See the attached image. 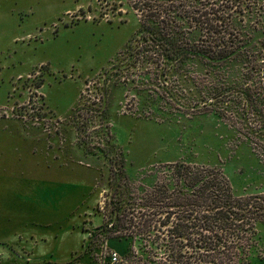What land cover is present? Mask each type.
Listing matches in <instances>:
<instances>
[{
    "label": "rangeland",
    "instance_id": "obj_1",
    "mask_svg": "<svg viewBox=\"0 0 264 264\" xmlns=\"http://www.w3.org/2000/svg\"><path fill=\"white\" fill-rule=\"evenodd\" d=\"M104 3L0 0V264H29L27 254L44 252L52 257L49 260L65 263L72 248V264H118L127 254L128 242H106L102 236L89 243V234L84 243L78 233L76 248V235L71 245L57 242L67 227L92 232L101 223L95 209L104 212L111 195L106 161L101 154H86L81 145L69 149L71 133L77 143L86 144L88 135L90 145L120 156L127 178L122 176L120 186L126 182L133 203H140L142 191L170 179L164 166L175 163L221 173L233 197L264 193V148L244 140L222 121L187 112L159 120L146 117L134 84L127 83L136 77L129 75L108 98L100 94L106 86L103 74L139 28L125 2L119 6L110 0L108 7ZM220 72L227 81L235 74L226 68ZM202 75L203 68L188 71L195 81ZM103 97L108 117L103 125L108 126L111 149L101 137L103 125L98 128L96 120L86 124L78 116L86 114L82 102L100 105ZM66 111L70 118L73 113L76 128L57 121ZM36 133L44 137L39 144L31 140ZM61 149L69 152L64 156ZM215 175L219 177L209 178ZM255 229L263 260L252 264H264V227ZM229 252L235 253L234 248Z\"/></svg>",
    "mask_w": 264,
    "mask_h": 264
},
{
    "label": "trees",
    "instance_id": "obj_2",
    "mask_svg": "<svg viewBox=\"0 0 264 264\" xmlns=\"http://www.w3.org/2000/svg\"><path fill=\"white\" fill-rule=\"evenodd\" d=\"M117 1L119 6L125 2L135 13L139 28L103 74L106 86L100 88V94L108 98L126 75L136 77L126 81L134 84L146 117L165 119L175 112L213 116L262 150L264 0ZM108 3L105 0L104 7ZM196 67L203 68L197 81L188 77V71L194 72ZM223 68L235 73L234 78H222ZM106 98L100 105L82 102L86 114L78 116L86 124L96 120L100 128L108 119ZM106 127L104 124L98 131L111 149ZM90 138L86 135L89 141L79 143L86 154H104L90 145ZM109 153L104 157L112 166L111 195L100 212L102 226L88 233L89 243L99 236L102 241L129 243L118 264H252L255 259L263 260L258 255L259 231L255 228L264 227V193L233 197L221 173L175 163L164 166L172 174L170 179L142 191L145 195L140 203H133L126 182L121 184L125 188L120 186L122 176L127 179L124 164L120 156ZM210 174L219 177L211 179ZM132 247L134 251H130ZM230 247L235 253L229 252ZM38 264L56 263L44 259Z\"/></svg>",
    "mask_w": 264,
    "mask_h": 264
},
{
    "label": "crops",
    "instance_id": "obj_3",
    "mask_svg": "<svg viewBox=\"0 0 264 264\" xmlns=\"http://www.w3.org/2000/svg\"><path fill=\"white\" fill-rule=\"evenodd\" d=\"M69 116H70V114L68 113V111H66L65 115L63 117H58L57 120L65 122L66 128H70V130H71V126L68 125V123H67V120H68ZM33 130L36 131L35 128ZM34 136H35V139L31 138L33 143H38L39 144L44 139V137L40 133H36ZM69 136L70 137H69V139L67 141V144L70 147L69 149H71V150L72 149H77V145L75 144V141H74L75 140L74 139V135L71 133V135H69ZM59 152H60V154H63L65 156V154L67 152H69V150L68 149L67 150L63 149L62 151H59ZM71 156H73V153H71ZM77 228L80 229V227H78V226H76V228L74 226H71V227H67V228H64L63 230H61L60 232H62V234H61V237L59 238V240L57 242L62 241L64 244L71 245L73 237L76 235V237H74L75 240H76V243H75V246H73L74 248H76L77 247V234L80 233L82 235V238H84V243H85L86 239L89 236V233L84 231L83 229H81L78 232ZM70 248H71V246H70ZM72 251H73V248L68 251L69 256H68V260H66L67 262H65V263L54 262V261H52V262L56 263V264H69L70 261L72 260V256L74 255L72 253ZM26 256H27L26 258H27L29 264L42 263V262H44V259H51L52 260V257H46V253L45 252L43 254H40V255L39 254H36V255L27 254Z\"/></svg>",
    "mask_w": 264,
    "mask_h": 264
},
{
    "label": "flooded vegetation",
    "instance_id": "obj_4",
    "mask_svg": "<svg viewBox=\"0 0 264 264\" xmlns=\"http://www.w3.org/2000/svg\"><path fill=\"white\" fill-rule=\"evenodd\" d=\"M73 112V111H72ZM72 115H73V113L71 114V118H70V116H69V118H68V120H67V123H68V125H71V129H72V127L74 126L75 128H76V124H75V122H74V118L72 117ZM70 119H71V123L69 122L70 121ZM58 122H60V124H62L63 122L62 121H59V120H57ZM65 123V122H64ZM70 123V124H69ZM75 132H76V130H75ZM77 134V133H76ZM73 135H74V133H73ZM74 141H75V144L77 145V147H78V145H79V143H77V136L76 135H74ZM104 154H105V152H104ZM104 154H101L102 155V157H103V159L106 161V165H107V167H108V173H109V177H108V182H109V179H111V177H110V173H112V170L110 169V168H112V166L111 165H109V163H108V160L104 157L105 155ZM98 155V154H97ZM93 156H96V155H93ZM117 169V168H116ZM116 171V170H115ZM154 186V185H153ZM153 186L151 187V188H153ZM150 188V189H151ZM176 195H179L178 193H176ZM178 198L180 197V195L179 196H177ZM98 213H100V212H97V209H95V211H94V214L95 215H97L100 219H101V223L98 225V226H96L95 228H93L94 230L96 229V228H98V227H101L102 226V224H103V215H102V217H100V215L98 214ZM108 241H110V240H106V242H108Z\"/></svg>",
    "mask_w": 264,
    "mask_h": 264
},
{
    "label": "built area",
    "instance_id": "obj_5",
    "mask_svg": "<svg viewBox=\"0 0 264 264\" xmlns=\"http://www.w3.org/2000/svg\"><path fill=\"white\" fill-rule=\"evenodd\" d=\"M111 261H112V262H116V261H117V259H116V257H115L114 255H112V257H111Z\"/></svg>",
    "mask_w": 264,
    "mask_h": 264
}]
</instances>
